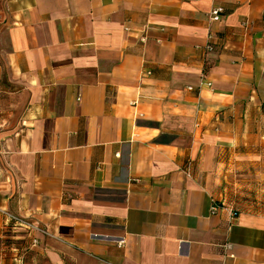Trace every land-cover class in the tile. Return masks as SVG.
Segmentation results:
<instances>
[{"label": "crops", "instance_id": "obj_1", "mask_svg": "<svg viewBox=\"0 0 264 264\" xmlns=\"http://www.w3.org/2000/svg\"><path fill=\"white\" fill-rule=\"evenodd\" d=\"M11 217L26 264H264V0H0V264Z\"/></svg>", "mask_w": 264, "mask_h": 264}, {"label": "built area", "instance_id": "obj_2", "mask_svg": "<svg viewBox=\"0 0 264 264\" xmlns=\"http://www.w3.org/2000/svg\"><path fill=\"white\" fill-rule=\"evenodd\" d=\"M224 12V8L222 6H216L211 10L210 16L213 20H219L221 18V14ZM213 209H216V205L213 206ZM232 215H236V211H232ZM10 222H12V227L24 229L25 235H27V238H21L20 243L16 242L11 245L12 250L14 251L13 259L15 261V264H26V258L27 254L30 251L31 248L37 246V243H39V239H37L33 234L35 230H38V227L26 220L18 219L16 217H11ZM27 239L29 242H27ZM124 240H120L119 242L122 243Z\"/></svg>", "mask_w": 264, "mask_h": 264}, {"label": "trees", "instance_id": "obj_3", "mask_svg": "<svg viewBox=\"0 0 264 264\" xmlns=\"http://www.w3.org/2000/svg\"><path fill=\"white\" fill-rule=\"evenodd\" d=\"M237 212V211H236Z\"/></svg>", "mask_w": 264, "mask_h": 264}]
</instances>
